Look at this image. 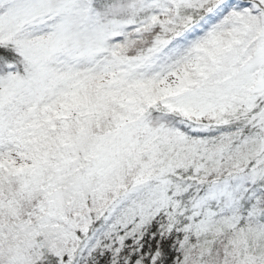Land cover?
<instances>
[{
    "label": "snow or ice",
    "instance_id": "6c2138e0",
    "mask_svg": "<svg viewBox=\"0 0 264 264\" xmlns=\"http://www.w3.org/2000/svg\"><path fill=\"white\" fill-rule=\"evenodd\" d=\"M0 264H264V0H0Z\"/></svg>",
    "mask_w": 264,
    "mask_h": 264
}]
</instances>
